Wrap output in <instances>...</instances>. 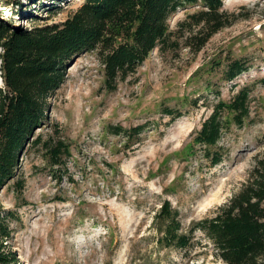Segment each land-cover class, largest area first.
<instances>
[{
  "label": "rangeland",
  "instance_id": "obj_1",
  "mask_svg": "<svg viewBox=\"0 0 264 264\" xmlns=\"http://www.w3.org/2000/svg\"><path fill=\"white\" fill-rule=\"evenodd\" d=\"M10 1L0 0V18L29 27V9H37L39 23L60 22L82 0H61L56 10L46 9L49 0L25 3L20 16ZM200 8L199 1L177 7L167 19L176 44L155 47L113 86L94 51L68 61L33 132L63 141L65 164L51 167L43 149L26 144L17 170L21 190L14 178L0 188V205L12 211L7 248L19 264H225L199 229L184 247L158 248L151 226L166 199L178 210L180 231L189 233L264 159V0H222L234 18L195 49L190 36L199 26L189 14ZM233 59L248 69L228 80ZM242 88L249 90L248 116L223 133L221 160L211 163L198 144L189 151L217 99ZM137 125L136 133L116 132Z\"/></svg>",
  "mask_w": 264,
  "mask_h": 264
},
{
  "label": "trees",
  "instance_id": "obj_2",
  "mask_svg": "<svg viewBox=\"0 0 264 264\" xmlns=\"http://www.w3.org/2000/svg\"><path fill=\"white\" fill-rule=\"evenodd\" d=\"M37 1L10 3L20 16V7ZM49 1L47 10L61 6V0ZM197 1L201 8L189 18L199 26L197 34L190 36L199 49L234 18L222 8V0H82L60 22L39 23L37 9L27 12L33 21L29 27L0 18V188L14 178L16 191L21 190L23 179L17 170L26 144L43 149L51 167L65 164L68 146L33 132L46 119L49 99L64 81L70 59L83 51H94L107 84L113 86L116 79L133 73L155 47L176 44L167 19L177 7ZM247 69L244 61L233 59L226 65L224 76L232 80ZM248 92L242 88L229 100L217 99L189 151L194 152V144H198L207 160L219 162L222 147L218 142L223 133L232 124L243 125L248 116ZM142 126H118L116 132L136 133ZM11 216L12 211L0 205V264H19L15 252L7 248ZM177 216L178 210L166 199L154 212L151 226L158 248L188 245L190 232L197 228L225 264H264V159L255 163L239 190L214 215L198 220L189 233L180 231Z\"/></svg>",
  "mask_w": 264,
  "mask_h": 264
}]
</instances>
